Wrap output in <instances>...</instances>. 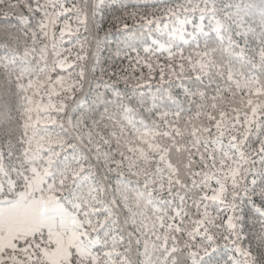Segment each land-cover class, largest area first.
<instances>
[{"label":"snow or ice","instance_id":"snow-or-ice-1","mask_svg":"<svg viewBox=\"0 0 264 264\" xmlns=\"http://www.w3.org/2000/svg\"><path fill=\"white\" fill-rule=\"evenodd\" d=\"M0 264H264V0H0Z\"/></svg>","mask_w":264,"mask_h":264}]
</instances>
